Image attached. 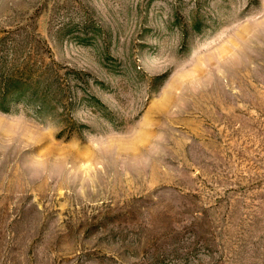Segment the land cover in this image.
<instances>
[{"label": "rangeland", "instance_id": "1", "mask_svg": "<svg viewBox=\"0 0 264 264\" xmlns=\"http://www.w3.org/2000/svg\"><path fill=\"white\" fill-rule=\"evenodd\" d=\"M0 264H264V0H0Z\"/></svg>", "mask_w": 264, "mask_h": 264}]
</instances>
